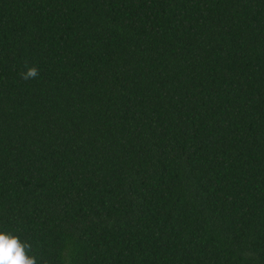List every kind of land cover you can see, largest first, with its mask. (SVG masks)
Returning <instances> with one entry per match:
<instances>
[{"label": "trees", "instance_id": "obj_1", "mask_svg": "<svg viewBox=\"0 0 264 264\" xmlns=\"http://www.w3.org/2000/svg\"><path fill=\"white\" fill-rule=\"evenodd\" d=\"M0 231L38 264H264V0H0Z\"/></svg>", "mask_w": 264, "mask_h": 264}, {"label": "clouds", "instance_id": "obj_2", "mask_svg": "<svg viewBox=\"0 0 264 264\" xmlns=\"http://www.w3.org/2000/svg\"><path fill=\"white\" fill-rule=\"evenodd\" d=\"M25 67L27 70L20 73L21 79L28 81L39 76L37 67H29L27 63ZM31 252V243L21 241L18 235L0 231V264H38Z\"/></svg>", "mask_w": 264, "mask_h": 264}]
</instances>
